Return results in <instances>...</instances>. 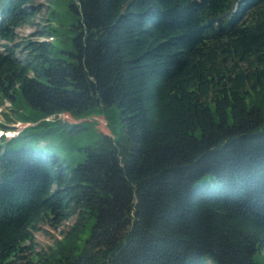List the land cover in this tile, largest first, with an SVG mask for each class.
Here are the masks:
<instances>
[{
    "label": "trees",
    "instance_id": "obj_1",
    "mask_svg": "<svg viewBox=\"0 0 264 264\" xmlns=\"http://www.w3.org/2000/svg\"><path fill=\"white\" fill-rule=\"evenodd\" d=\"M50 1L77 15L68 57L40 39L57 33L55 6L19 40L34 0H0V107L39 112L5 114L31 125L0 139V264H260L264 0ZM110 106L120 137L61 146L50 128ZM71 216L35 249L39 224Z\"/></svg>",
    "mask_w": 264,
    "mask_h": 264
},
{
    "label": "rangeland",
    "instance_id": "obj_2",
    "mask_svg": "<svg viewBox=\"0 0 264 264\" xmlns=\"http://www.w3.org/2000/svg\"><path fill=\"white\" fill-rule=\"evenodd\" d=\"M32 5L33 9L36 10V14L31 20V23L22 25L17 31L19 40L34 37V34H39L45 27L48 26V18L50 16V10H53L55 4L50 0H34ZM55 14L51 16V25L57 28V33L54 35V44L56 45L55 56L68 57V52L73 51V38L77 31L74 27L78 24L77 15L74 11H69L67 3L65 1L58 3L55 8ZM41 40H46V37H40ZM2 43V42H1ZM22 57L21 54H19ZM11 103L8 101L5 106L0 107V124L7 121L5 114H12L14 118H19L18 113L35 115L39 114L31 106L25 102L20 101L15 107V111L10 110ZM3 111V112H2ZM13 112V113H12ZM107 117L103 112L96 109L89 117L80 118L75 120L70 114H63L62 116L51 117L52 121L58 119L56 123H50V128L54 134L59 135L58 140L61 146L68 144H75L81 147L87 145H97L100 138V134L105 133L112 137H120L123 133V127L120 117V112L115 106H110L105 111ZM16 119L10 120L7 123L11 125L12 131L22 130L24 124H19L16 127ZM82 123L83 127H79L76 130V124ZM41 130V128H30L19 137L15 145L20 147L24 144H34L31 141L34 133ZM44 141L40 146H44ZM76 217L71 216L67 219L59 222L57 225H53L48 222L39 224L38 230L35 233V249L37 251H48L50 247H53L57 241H60L66 232L70 230L72 225L75 223ZM254 260L260 264H264V252L257 253ZM207 264H213L211 261H207Z\"/></svg>",
    "mask_w": 264,
    "mask_h": 264
},
{
    "label": "water",
    "instance_id": "obj_3",
    "mask_svg": "<svg viewBox=\"0 0 264 264\" xmlns=\"http://www.w3.org/2000/svg\"><path fill=\"white\" fill-rule=\"evenodd\" d=\"M219 20H221V18H213V19H210L208 23L214 24V23L218 22Z\"/></svg>",
    "mask_w": 264,
    "mask_h": 264
}]
</instances>
